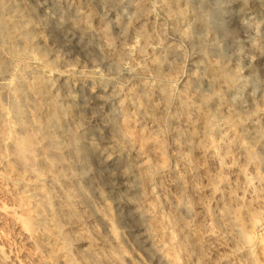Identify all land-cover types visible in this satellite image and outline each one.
<instances>
[{"label": "rangeland", "instance_id": "374dc122", "mask_svg": "<svg viewBox=\"0 0 264 264\" xmlns=\"http://www.w3.org/2000/svg\"><path fill=\"white\" fill-rule=\"evenodd\" d=\"M8 2L42 41L14 51L0 35L4 139H23L28 70L53 75L88 167L39 156L21 178L0 146V264H264V0ZM28 100L47 113L41 95ZM38 191L63 205L71 193L59 227L34 224Z\"/></svg>", "mask_w": 264, "mask_h": 264}, {"label": "bare ground", "instance_id": "6f19581e", "mask_svg": "<svg viewBox=\"0 0 264 264\" xmlns=\"http://www.w3.org/2000/svg\"><path fill=\"white\" fill-rule=\"evenodd\" d=\"M8 3V0H0V35L12 41V48H15L14 51L17 50L18 47L38 50L42 39L34 35L32 24L27 14L24 13L23 6L17 3L8 5ZM4 11H10L13 19H4L2 16ZM180 11L181 10H178V12ZM5 70L6 67L0 64V77L3 76ZM27 74L31 77V80L27 77L30 81L26 80L23 82L22 86L24 92L22 96L31 104L30 100H28L29 98L31 99L36 95H41L47 107V113H45L44 116H40L30 109L32 105L27 104L26 101L24 105L17 106L15 109V118L19 130L23 134V139L19 142H6L7 140L4 139L3 136L4 127L1 121L0 146L6 145L13 150L15 161L20 165L22 170L20 173L21 178L34 175L39 165V160L37 159L39 156L40 162L46 161L50 167L55 168L62 166L64 170H69L68 164L64 161L65 152L72 154L73 158L81 163L84 170H86L88 167L86 163L87 155L84 146L81 144V137L78 132L73 131L75 129L72 130V128L70 129V126L68 127L67 125L66 117H68L70 110L63 107L57 99L54 76H36L29 70ZM220 75L223 81L230 85L235 78V74L225 67L220 69ZM7 85L8 84L3 83L0 84V87L5 89ZM233 85H235V82ZM0 118H4L2 111H0ZM55 130L62 132L67 139H64L65 141L63 140V142H61L62 140L59 141L55 137L56 135L54 136ZM115 132H117V130ZM117 135L122 141H128L130 139L129 134L122 130L118 131ZM259 136L258 134L257 137ZM40 141L43 142L42 148H38ZM31 198L35 199L37 204L39 203V206H41L39 213L35 217V220H33L34 224L40 226V228H43L42 216L49 218L54 222L56 227H59V216L66 214L68 207L73 205L71 193H68L65 198L66 205L61 204L60 201L51 199V197L46 198L43 191H38L37 194ZM100 217L109 223L113 221V211L108 203L105 204L104 213L101 214ZM42 236L52 237L46 233L45 235L42 233Z\"/></svg>", "mask_w": 264, "mask_h": 264}]
</instances>
